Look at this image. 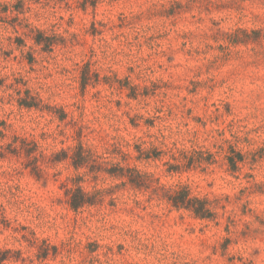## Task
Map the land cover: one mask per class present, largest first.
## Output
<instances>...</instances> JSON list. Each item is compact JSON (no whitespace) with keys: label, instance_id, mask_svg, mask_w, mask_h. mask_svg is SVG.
Listing matches in <instances>:
<instances>
[{"label":"rangeland","instance_id":"374dc122","mask_svg":"<svg viewBox=\"0 0 264 264\" xmlns=\"http://www.w3.org/2000/svg\"><path fill=\"white\" fill-rule=\"evenodd\" d=\"M23 1L17 32L0 22V264H264V0ZM79 143L187 186L215 217L104 172L81 183L100 201L72 209L62 183L86 168L54 154ZM175 146L201 162L168 172Z\"/></svg>","mask_w":264,"mask_h":264},{"label":"trees","instance_id":"16d2710c","mask_svg":"<svg viewBox=\"0 0 264 264\" xmlns=\"http://www.w3.org/2000/svg\"><path fill=\"white\" fill-rule=\"evenodd\" d=\"M32 1L34 3H40V0ZM83 1L85 2L87 0ZM95 2L96 0H92L91 4L95 5ZM26 8H29V6H25L23 0H18L16 4L12 5L2 4L0 6V22H7L8 19H13L14 23L11 25L13 30L17 32L16 26L21 25L19 14L23 13ZM22 26L27 28L26 32L23 33L25 35H32L34 43L39 45L42 50L49 51L55 45L53 39L50 36L45 35L44 31L38 30L36 27L31 26L28 23H25ZM16 39H18L19 43H22L20 37H16ZM31 59L33 58L31 57ZM84 85L85 82H83V86ZM18 93L20 94V90H18ZM24 93V97L18 98L19 105L26 108L37 107V97L31 95L29 90H24ZM40 101L41 100L38 99V102ZM21 149V147L14 146L12 151L14 154H18ZM68 149L70 150L71 148ZM229 149L230 152L234 151L232 146H229ZM119 151L124 157H130L129 153H125L121 149ZM26 152H29V150H26ZM138 152L143 154L144 150L138 148ZM167 152L170 153V157L173 160V162L166 161L164 163L167 165L166 170L168 172H176L184 167L190 168L191 166H194L195 163L201 162L196 154H201L202 152L194 149L185 150L175 146L168 148ZM0 157H2L1 154ZM68 158L71 160V164L76 170L86 168V171L68 177L62 183L66 201L74 210H78L84 206L94 205L100 201L98 196L101 194V190H94L92 192L87 191L81 183L86 175H89L92 179H97L99 174L104 172L111 178H126L127 181L122 183L129 182L132 186L138 188H148V183L154 182L155 185L152 187L154 193L165 199L173 208L177 210H187L193 216L201 219H213L215 217L216 213L213 211L210 201L207 198H200L192 195L187 186H165L164 184H161L158 179L154 178L152 174L142 173L135 166H130V164L122 165L120 162H99L93 152L86 149L81 143L74 147L71 154H69L67 150H62L61 152L54 154V161L56 162ZM225 159L232 172L237 171L239 169L238 163L243 161V157L239 152H234L232 155L226 154ZM107 164H110L109 168L104 167ZM34 167L37 168V166Z\"/></svg>","mask_w":264,"mask_h":264}]
</instances>
